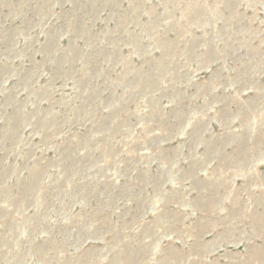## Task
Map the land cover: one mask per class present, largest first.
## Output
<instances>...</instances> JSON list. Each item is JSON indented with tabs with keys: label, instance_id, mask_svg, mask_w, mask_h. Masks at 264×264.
I'll list each match as a JSON object with an SVG mask.
<instances>
[{
	"label": "rangeland",
	"instance_id": "374dc122",
	"mask_svg": "<svg viewBox=\"0 0 264 264\" xmlns=\"http://www.w3.org/2000/svg\"><path fill=\"white\" fill-rule=\"evenodd\" d=\"M0 264H264V0H0Z\"/></svg>",
	"mask_w": 264,
	"mask_h": 264
}]
</instances>
